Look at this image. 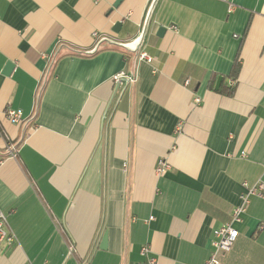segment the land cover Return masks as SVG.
Returning a JSON list of instances; mask_svg holds the SVG:
<instances>
[{
  "label": "crops",
  "instance_id": "obj_1",
  "mask_svg": "<svg viewBox=\"0 0 264 264\" xmlns=\"http://www.w3.org/2000/svg\"><path fill=\"white\" fill-rule=\"evenodd\" d=\"M230 1L0 0V264H204L264 181V0ZM234 225L221 264H264V195Z\"/></svg>",
  "mask_w": 264,
  "mask_h": 264
},
{
  "label": "built area",
  "instance_id": "obj_2",
  "mask_svg": "<svg viewBox=\"0 0 264 264\" xmlns=\"http://www.w3.org/2000/svg\"><path fill=\"white\" fill-rule=\"evenodd\" d=\"M228 3L229 9L232 7L230 0H223ZM96 33H94L95 35ZM139 60L151 61L152 57L148 55L145 51H140L138 54ZM123 77L128 78L129 81H133L132 76H128L123 72L114 75L113 79L116 82H121ZM235 79H231V84H234ZM199 101V98L195 99ZM6 118L11 123H18L22 118V110L18 108H7L4 112ZM169 168L168 162L164 158L157 160L155 171L157 174L164 173ZM244 184V192L241 195V202L233 207L231 212V220L224 223L220 227L213 230V240H212V251L210 255L205 260L204 264H221L217 255L220 252H227L230 250L232 244L234 243L236 237L238 236V229L235 227V223H238L242 219V214L246 211L248 204L252 197H261L264 195V181L258 179L252 184ZM16 242V237L13 231L10 229L7 216L4 211L0 208V253H2L4 247L12 245ZM149 246L143 245L140 248V255L149 264L153 262V258L149 256Z\"/></svg>",
  "mask_w": 264,
  "mask_h": 264
},
{
  "label": "water",
  "instance_id": "obj_3",
  "mask_svg": "<svg viewBox=\"0 0 264 264\" xmlns=\"http://www.w3.org/2000/svg\"><path fill=\"white\" fill-rule=\"evenodd\" d=\"M114 5H115V4H114ZM119 26H120V23L117 22V23L114 25V28H113V29H114V30H117V28H118ZM13 66H14V64H13L11 61H8V62L6 63V65H5V67H4V71H3V73L8 74V73L12 70ZM220 80H221V77L218 78V80H217V82H216V87H215V88H217V86H218Z\"/></svg>",
  "mask_w": 264,
  "mask_h": 264
},
{
  "label": "trees",
  "instance_id": "obj_4",
  "mask_svg": "<svg viewBox=\"0 0 264 264\" xmlns=\"http://www.w3.org/2000/svg\"><path fill=\"white\" fill-rule=\"evenodd\" d=\"M238 67H239L238 64L234 66V73L236 72V70H238V69H237ZM231 76H233V75H231ZM226 89H227V90H226ZM226 89H221V91L223 90V91H225V92H228L229 94L232 93V90H233L232 87H228V86H227Z\"/></svg>",
  "mask_w": 264,
  "mask_h": 264
}]
</instances>
